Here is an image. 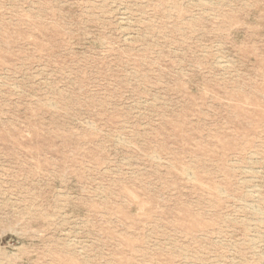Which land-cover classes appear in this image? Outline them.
I'll return each mask as SVG.
<instances>
[{"label":"rangeland","instance_id":"1","mask_svg":"<svg viewBox=\"0 0 264 264\" xmlns=\"http://www.w3.org/2000/svg\"><path fill=\"white\" fill-rule=\"evenodd\" d=\"M0 264H264V0H0Z\"/></svg>","mask_w":264,"mask_h":264},{"label":"bare ground","instance_id":"2","mask_svg":"<svg viewBox=\"0 0 264 264\" xmlns=\"http://www.w3.org/2000/svg\"><path fill=\"white\" fill-rule=\"evenodd\" d=\"M252 207V206H251ZM253 208H254V206H253ZM252 209V208H251ZM255 209V208H254ZM258 210V209H257ZM259 211V210H258Z\"/></svg>","mask_w":264,"mask_h":264}]
</instances>
